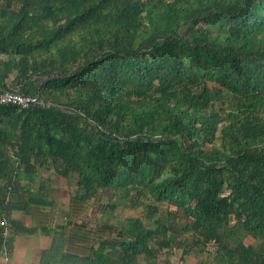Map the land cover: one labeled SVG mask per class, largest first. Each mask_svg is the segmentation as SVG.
<instances>
[{
	"label": "trees",
	"instance_id": "obj_1",
	"mask_svg": "<svg viewBox=\"0 0 264 264\" xmlns=\"http://www.w3.org/2000/svg\"><path fill=\"white\" fill-rule=\"evenodd\" d=\"M13 87L45 106L3 103ZM51 168L75 184L64 224ZM101 189L132 208L147 190L156 227L128 217V239L102 244L97 264L172 244L207 264H264V0H0V253L49 225L41 264H76L71 216L120 204Z\"/></svg>",
	"mask_w": 264,
	"mask_h": 264
},
{
	"label": "crops",
	"instance_id": "obj_2",
	"mask_svg": "<svg viewBox=\"0 0 264 264\" xmlns=\"http://www.w3.org/2000/svg\"><path fill=\"white\" fill-rule=\"evenodd\" d=\"M55 183L54 180L51 183L50 198L56 200L57 203L55 208V210H58L55 214L56 225L65 223L66 213L70 205L69 200L66 203L63 201L60 203L56 197H51L52 192L56 191L57 186H55ZM58 184L61 183L58 182ZM95 207H97V204H92L79 215H72L71 224L66 230L64 251L71 255V258H77L76 264H85L81 259L88 261L93 259L92 263L97 264L99 262L98 258H101L100 251L98 250V252L97 249L102 244L118 245L119 247L118 241L120 239H128L121 232L123 227H119L115 223V219L111 220V216L109 217L106 212H98ZM127 209L130 211V215L126 216L127 218L133 215L139 216L136 214L138 210L134 212L130 206ZM132 211L134 214H132ZM14 217L22 220L27 226L33 225L31 218L22 213L16 212ZM48 227L49 225L37 226L38 230L33 234L16 236L13 250L10 253L7 251L0 253V264H41L43 253L51 248L53 242L51 233L48 234L42 231V229ZM172 249L157 251L153 258L140 255L137 262L138 264H175L177 258L182 257V250L179 248ZM111 252V250H104V256H109ZM208 256L207 253H193L184 257V259L189 264H207L210 260H208ZM70 262H72V259ZM108 264H110L109 261Z\"/></svg>",
	"mask_w": 264,
	"mask_h": 264
},
{
	"label": "rangeland",
	"instance_id": "obj_3",
	"mask_svg": "<svg viewBox=\"0 0 264 264\" xmlns=\"http://www.w3.org/2000/svg\"><path fill=\"white\" fill-rule=\"evenodd\" d=\"M10 155L11 152L9 153ZM49 174H51V176L55 177V186L56 187V191H53L51 194V197H56L57 200L61 203L62 201L64 203L67 202V200L69 199L70 196V188L72 190L75 189V184H72L70 187L66 186V180H62L63 183L58 184V182L61 181V178L57 176V174L54 172L55 170L51 168V170H49ZM55 190V189H54ZM103 194V201L104 202H109V203H116L119 202L120 204L118 205V207L113 211V212H107L106 214L109 215V217L111 216V220L115 219V223L118 224L119 227H124L125 224H127L128 218L126 216L130 215V211L127 209L129 206V202H120V200L122 199L121 197L123 196V193H116L114 189H101L100 190ZM133 196H136V192L133 191ZM139 202L141 203L137 208H133V211L135 212V210L137 211V215H139V217L144 218V221L146 222V224L150 227L152 226L153 228L156 227L155 224H152V222L154 220L151 219H147L146 218V212L148 207L151 205L153 207V205L157 204L154 199L150 196V194L148 193V191H144L142 190L141 195L139 196ZM143 203V204H142ZM161 210L159 215L161 216H166L168 209L170 210H175L176 208H170L169 206H167V204H163L160 205ZM132 208V207H131ZM132 211V214H134V212ZM158 215V216H159ZM179 224L184 226L186 223L188 222H192L191 219H189L188 217H186L183 213H181L180 215V219L178 220ZM169 237L173 240L176 241H182L185 236H174L172 233H169ZM250 241H252V243H254L255 241L251 238ZM172 248L176 249L179 248V245H174L172 244ZM172 249V250H173Z\"/></svg>",
	"mask_w": 264,
	"mask_h": 264
},
{
	"label": "built area",
	"instance_id": "obj_4",
	"mask_svg": "<svg viewBox=\"0 0 264 264\" xmlns=\"http://www.w3.org/2000/svg\"><path fill=\"white\" fill-rule=\"evenodd\" d=\"M1 101L3 103L18 105L22 108H29L32 105L40 104L45 106L43 101H40L37 97L26 96L20 93L19 87H13L10 91L2 95ZM175 264H189L184 257H179Z\"/></svg>",
	"mask_w": 264,
	"mask_h": 264
}]
</instances>
